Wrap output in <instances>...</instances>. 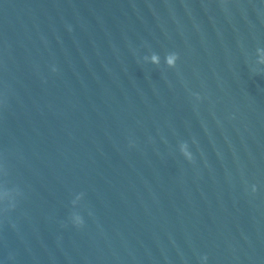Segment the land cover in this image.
I'll return each instance as SVG.
<instances>
[{
	"label": "water",
	"instance_id": "1",
	"mask_svg": "<svg viewBox=\"0 0 264 264\" xmlns=\"http://www.w3.org/2000/svg\"><path fill=\"white\" fill-rule=\"evenodd\" d=\"M0 264H264V0H0Z\"/></svg>",
	"mask_w": 264,
	"mask_h": 264
}]
</instances>
